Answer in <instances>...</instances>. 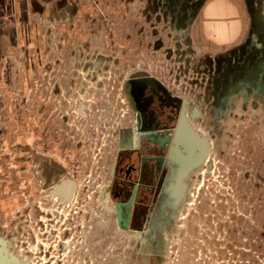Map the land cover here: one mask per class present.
Instances as JSON below:
<instances>
[{
	"label": "flooded vegetation",
	"instance_id": "af4514ba",
	"mask_svg": "<svg viewBox=\"0 0 264 264\" xmlns=\"http://www.w3.org/2000/svg\"><path fill=\"white\" fill-rule=\"evenodd\" d=\"M204 1L177 0L175 5L179 7L180 12H184L185 19L188 21ZM168 3L166 6L169 5ZM155 6L156 3H153L152 9H155ZM167 13L171 16L167 17ZM251 13L252 23L249 34L251 38L245 39L238 46L222 54L208 56L201 70L203 77L198 88H195L191 80L184 75L187 64L179 70L186 81L181 84L177 82V74L171 84H165L150 74L145 66L135 68L124 76L120 83L122 98L120 97L119 101V116L122 122L117 124L112 132L115 136V147L109 155L106 177L96 190L94 207L85 215L78 216V212L73 211L75 218L71 216L70 225L60 231L50 223L55 215L49 213L52 215L51 218H45L48 215L45 211L44 215H38L42 228L20 224L26 220L22 214L18 215V212L23 211V209L20 211V208L26 206V199L34 198V190L30 192L28 188L29 180L35 175L39 176V186L44 192L43 198L66 206L77 196L79 184L82 181L78 174L82 156L87 158L91 150L78 145L74 156L80 160L67 162L66 150L61 147L63 141L60 139L63 124L57 125L58 136H60L57 143L51 140L49 134H44L45 138L39 139L42 130L39 128L43 127L42 119L47 120L45 127L47 125L48 129L54 131L53 126L56 125L54 119L57 113L55 104L60 102L59 104L64 105L65 100L60 97L55 102L54 99L49 100L46 97V101L39 99L41 102L37 103V98L34 99L31 105L33 115H29L30 127L26 133L28 143L23 144L26 148L19 147L18 144L5 146L3 137L1 143L4 148H0V155L14 158L12 167L8 165L3 168L18 174L17 170H20L19 175H11L12 183L10 184L21 183L23 187L25 186L22 189L23 192L27 194L25 198L21 195L20 199V195L15 193L17 200H15L16 197L5 200L4 190L1 188L0 191V240L7 251L18 259L19 264H33L32 259L35 264H41V262L50 264L55 261H52L54 254L60 252L62 255L63 251L67 257H70L69 262L74 258L92 259L93 254L97 256L96 249L93 247L97 244L98 222L106 225L111 244L122 249L130 261L135 263L143 261L144 264L161 261L169 242V235L174 237L177 234L180 215L186 203L192 200V191L198 174L203 168L211 169L210 154L214 146L213 136L225 135L224 143L225 146L227 145L232 132L222 128V125L226 123L229 116H235L231 111L236 102L242 107L247 105L246 103H250L253 108L264 105V0H260L258 8L253 7ZM172 14L174 10L172 11L171 8L163 10V14L155 16V20L163 23V30H167V37L173 43L177 32L174 34L172 29L179 26L175 25ZM138 24L139 22L133 23L134 26ZM184 25L181 28H184ZM144 27L146 26L142 23L139 24L138 33H143ZM150 32L154 35L158 32L154 23L151 24ZM174 44L166 47L165 52L168 56L175 50L173 47L176 43ZM153 45L161 48V39H155ZM96 57L101 61L109 60L110 56L98 54ZM180 87L189 94H194L193 97L183 96L179 92ZM88 106L83 102L78 107L77 114L81 120L89 119ZM103 106L102 110L110 115L108 110L110 111L111 106L107 104ZM5 109L7 111V106ZM252 117L254 120L258 119L256 115ZM203 124L205 129L201 127ZM19 131L23 135V132L18 130V137ZM56 144L57 146H54ZM221 151L224 167L229 158L224 156L225 150ZM262 152L263 150L252 152L250 156L254 160L249 157L252 160L250 161L251 169L244 170L240 177L237 175L238 179L234 182V189L242 192L241 177L251 180L255 192L250 198L254 200L264 198ZM244 154L249 155V153ZM241 157L244 159L245 156ZM237 165L235 171L238 170ZM241 166L242 164L238 166L240 173ZM223 177L224 181L227 180L226 174ZM69 182L72 186L68 184ZM11 185L8 189L14 188ZM98 207H101L100 210ZM40 212L43 211L40 210ZM249 212V209L244 208L241 202L237 203L236 210H232L228 218L229 222L234 221L236 224L230 228L226 225L227 220L223 224V228L229 229V238H232V235L236 238L242 235L243 228L237 223L249 224L245 217ZM27 215L29 216L28 213ZM18 216L25 220H19ZM82 219L87 223L91 222V225H82L80 223ZM36 227L38 233L41 232L40 229L43 230L42 235L45 233L44 238L50 240L49 243L37 241ZM22 233L30 234L35 246L38 243L42 245L43 249L37 252V256H21V253L15 254L10 251L13 236ZM56 238L57 241L54 243ZM226 243L232 245V242ZM255 243L258 248L257 242ZM234 247L237 246L234 245ZM55 248L58 250L56 251ZM88 248L92 250L89 254ZM242 249L239 246V255L243 254ZM33 253L36 254V252Z\"/></svg>",
	"mask_w": 264,
	"mask_h": 264
},
{
	"label": "rangeland",
	"instance_id": "374dc122",
	"mask_svg": "<svg viewBox=\"0 0 264 264\" xmlns=\"http://www.w3.org/2000/svg\"><path fill=\"white\" fill-rule=\"evenodd\" d=\"M138 25L134 26L132 23L130 25L128 23L111 24L110 26L113 27L114 34H111V37L108 39L106 38V40L102 38V36L100 37V42L97 45L98 52H101L100 49H102V54L111 55L113 53L111 52V49L114 48L115 52L113 56L118 60V64L112 66L109 61L104 60L99 68H95L96 70L94 71H96V73L92 79L90 78V73L87 74L85 71L81 73L80 68L77 73L70 72L66 74L68 80L71 78L75 84L72 82L67 86L63 90L61 96L65 97L66 102L73 105L74 108H76L81 102L89 105V119L81 120L80 117L72 114V118L67 122L75 127V129L72 127V131L75 132V135L70 131L69 127H65L63 129L70 137L65 136V139H61L60 136H58L57 129L59 127L57 126V121H54L56 125L53 126L54 131H51L50 128L48 129L47 125L45 127V122L47 120L43 118L41 121L43 127L39 128L42 129L39 139L45 138V136H43L44 134H49L51 140L57 143V140L60 138L61 141H63L61 147L66 150V154L70 151H75V148L78 145H81L86 150H91V153L87 158L82 156L83 158L79 169L80 173H78L79 177L82 178V181L81 184H79L76 198L66 206H61L49 199L45 200L43 198L44 192L39 186V176L35 175L34 178L29 180L28 188L30 192L34 190V198L26 199V206L24 205V208H20V211L22 209L23 211L22 213L18 212V215L22 214V216H25L26 218L25 220L18 216V218L20 217L19 220H25L20 222V224H24L25 226H39L42 228V225L38 220V215H44L45 211L48 213L45 218H51L52 215H55L50 223L54 228L60 231L65 226L70 225L69 219L71 216L75 218L76 215L73 214V211L78 212V216L80 214L85 215L87 211L89 212L91 208L94 207L96 190H98L102 180L106 177L109 155L111 154L112 148L115 147V136L112 133L113 129H115L117 124L122 122L119 116V101L122 98V94H120V83H122L124 76L135 68L145 66L148 68L150 67L153 72L155 71L156 77L165 84H171L176 77L175 73L172 72V64L169 62L168 58H165V63L160 65V60L158 61V64L156 62L158 56L143 55V53H147V50L145 51V47L141 43L142 41L144 43H150L151 36L148 33L147 36L143 33H138ZM166 32L167 30H164L161 34L163 35L165 46L171 47V44L173 43L171 39L166 36ZM100 34L101 32L99 33V36ZM128 37H130L129 41L127 40ZM153 39L154 38L151 39V42ZM136 48L139 50L135 51ZM129 49L130 51L128 52ZM123 50L125 51L123 52ZM117 51H119V54H117ZM138 52L142 53L143 56L141 58L139 56H137V58L134 57V54L137 55ZM89 58L90 54H88L86 58L85 56L82 57V55L79 57L76 56V59H79L81 62H84V59ZM152 61H154V63L156 62L159 66L154 67L151 64L153 63ZM167 62L169 64H167ZM15 73L17 72H14V68L12 67L10 75L12 82L15 79L14 86L17 84L19 85L20 83V75L13 77ZM84 74H87L85 78L91 83L87 85L85 84L84 87L86 88L82 85L83 88L80 89L81 77ZM181 78H183V75ZM39 79L42 80V82L39 84L37 83L36 88H30L27 93H24L26 99H28L27 102H29V108L26 107L27 113L32 112L31 105L34 103L35 98H37V103L41 102L39 99H45L46 101V97L49 98V100L54 99L55 102L60 99L59 95L54 96L51 94V96H47L45 93L48 89L44 88V86H48L47 84L50 83V74L42 76V78ZM97 79L101 81L98 85L95 84ZM182 82L186 83L183 79L178 84H181ZM179 92L182 93L183 96H188L189 94L181 87ZM2 95L4 96V94L1 93L0 96ZM0 100H2V97H0ZM55 102L53 103L55 104ZM66 102L64 107L67 109L68 104ZM58 104H55L56 109ZM106 104L111 106L110 111L108 110L110 115H107V112L102 110L104 107L103 105ZM246 104L247 105L242 107L236 102V105L231 111L235 116H229L226 123L222 125V128L228 129L229 132H232L226 146L224 143L225 135L220 136L217 134L213 136L214 146L213 149H211L210 154V162H212L211 169L203 168L198 174V179L196 180L195 187L192 191V200L190 203H186L183 212L180 215V221L178 222L179 230L177 234L174 237L169 235V242L164 250L163 258L160 262L152 264H264V231L262 230L264 229V198L261 200L250 198L253 196L255 190L253 189L252 181L247 180L248 178L241 177L243 180L242 192L234 189V182L238 179L237 175L240 177L244 170L251 169L250 161L254 160V158L250 156L252 152L254 150L255 152L263 150L262 153L264 155V105L261 104L258 108H253L250 103ZM5 105L7 106L6 102ZM4 108V106H1L0 108V148L3 147V144L1 143L2 137L5 138V142H3L5 146L18 144L19 147L26 148L23 144H27L28 142L26 140L27 132L23 131V134H25L22 135L19 131L20 136H17V130L11 128L12 126L10 127V121L7 118L6 109ZM31 114L33 115V113ZM254 115L258 118L257 120L253 119L252 116ZM23 122V124H25L26 120ZM24 126L26 127V125ZM29 126L30 125L28 124L27 127ZM201 127L202 129H205L204 124ZM21 128L22 127L19 126L18 130L23 129ZM223 133H225V131ZM61 134L63 135L62 131ZM6 141L8 144H6ZM75 143L77 145L73 147V144ZM54 146H57V144ZM255 146L256 148H254ZM221 150H225L224 156L229 158L228 163H226L224 167L222 165L224 163V158L221 156ZM244 153H249V155H245ZM70 154L71 156H74L72 155L73 153ZM241 156H245L244 159H242ZM249 157H251L252 160H250ZM9 158L12 157H4L6 160ZM69 159L70 157H68V161ZM77 159L80 160V158ZM236 164H238V173L235 171ZM241 164L240 173V167L238 168V166ZM17 171L20 174V170ZM3 172L6 174L2 186V190H4L3 198H5V200H7L6 198H14L16 197V194L20 195V199L21 195H24L25 198L27 194L22 190L25 186L23 187L21 183H14V185H11L6 182L9 175L8 172L14 176L19 174L7 168H4ZM225 174L227 180L224 181L225 178L223 175L225 176ZM9 185L14 188L8 189L10 188ZM11 193H13V195H11ZM15 200H17V197ZM240 202L244 208H247L250 211L245 215L249 224L238 222L237 224L243 228L242 235L238 236L237 234V238L232 235V238H229V229L223 228V224L225 220L228 221L226 225L229 226V228L236 224L234 221L229 222L228 218L231 211L236 210L237 203L240 204ZM100 208L101 207H98V210H100ZM239 209L241 210V207ZM40 210L43 212H40ZM83 219L82 222L80 221L82 225H91V222L87 223ZM246 227L247 229H245ZM40 231L41 232L38 233L37 227L35 228V232L38 236L37 241L45 243L47 241V243H49L50 240L44 238L46 236L45 233L42 235L43 230L40 229ZM97 233V244L93 247L96 249L97 256H94L93 254L92 259L74 258L73 261L69 262L70 257H67V254H64L63 251L64 257L60 252L55 253V256L52 258V261H55L50 264H144L143 261L138 263L130 261L122 249L114 247L111 244L106 225L98 222ZM56 241L57 238L54 243H56ZM227 241L232 242V245L227 244ZM255 242L258 244V248L255 246ZM234 245L237 247L235 248ZM239 246L243 248L242 255H239ZM41 249H43L42 245L38 243V245L35 246L34 241L30 238V234L28 235L26 233H22L21 235L15 234V236H13L12 246L10 247V251L15 254L21 253V256L28 257L30 255L37 256V252L41 251ZM55 250L57 251L58 249L55 248ZM91 251V248L87 249L88 254ZM33 252H36V254ZM32 260L33 264H35L34 259ZM41 264L48 263L41 262Z\"/></svg>",
	"mask_w": 264,
	"mask_h": 264
},
{
	"label": "crops",
	"instance_id": "0c3cea01",
	"mask_svg": "<svg viewBox=\"0 0 264 264\" xmlns=\"http://www.w3.org/2000/svg\"><path fill=\"white\" fill-rule=\"evenodd\" d=\"M174 1L177 0H0V94H4L0 97L7 103L6 114H8L10 127L12 126L11 128L18 131L20 126L23 128H21L22 132H28L30 127L27 126L29 115L32 112L31 110V113L26 112L29 102H27L28 99L24 93H27L31 87V78L36 76L38 67H41L44 62L42 59L46 50L44 36L57 34L60 36L61 44L68 45V48L78 53L79 56L82 55L86 58L90 54V58L85 59V68L95 70L104 61L94 57L102 54L103 51L100 49L101 52H98L97 48L100 37L102 36L106 40L111 37V34H114L113 27L110 25L142 23L146 26L143 29V34L147 36L148 33L151 39L154 38L152 42L150 39V43L142 41L141 44L145 47V51L147 50V53L142 51L143 55L158 56L156 62L158 64L160 60V65L165 63V58H168L172 64V72L177 74L178 83L184 79L181 78L182 74L179 73V70L187 64V71L184 75L191 80L190 82L195 88H198L203 77L201 70H203L208 56L222 54V52L238 46L245 39L251 38L249 35L252 23L251 10L253 7L258 8L260 2V0H205L200 8L190 16L192 18L186 21V15L184 12H180L177 5H174ZM153 3H156L155 9H152ZM166 3L169 5L166 6ZM170 8L172 11L174 10V14H172L174 23L179 27L172 29L174 34L177 32L176 37L173 38V44L176 43V46L173 47L175 50L171 52L172 54L168 56L165 52L168 46H165L161 34L164 32V26L162 22L155 20V16L163 14V10ZM166 16L170 17L171 15L167 13ZM153 23L158 31L155 35L150 32ZM42 25L46 26V32ZM54 25H57L58 28H54ZM183 25L185 27L181 28ZM157 38L162 41L161 48L153 45V41ZM63 50H65L64 46L59 52L62 53ZM138 50L136 48L135 51ZM111 52L113 53L108 56L114 58V48L111 49ZM142 53L138 52L137 55L134 54V57L141 58ZM103 55L107 56V54ZM110 57H107L109 60L106 59L110 65L118 64L116 58L113 61ZM74 59L76 60V57ZM50 61H53V57ZM152 62L154 67L159 66L156 62ZM14 63L20 69V83L23 90L12 88L15 79L12 82L10 74L12 67L15 66ZM167 64L169 63L167 62ZM145 69L157 78L155 71L153 72L150 67H145ZM196 81L198 83H195ZM193 95L188 94L191 97ZM24 120H26L25 124H23ZM6 143L8 144L7 141ZM74 152L70 151L66 154L67 162L77 159L70 154L75 155ZM68 157H70L69 161ZM12 161L13 158L6 160L0 155V191L6 175L3 172V167L8 165L12 167ZM8 174L6 182L10 184L13 174L9 172Z\"/></svg>",
	"mask_w": 264,
	"mask_h": 264
},
{
	"label": "built area",
	"instance_id": "2783aa9c",
	"mask_svg": "<svg viewBox=\"0 0 264 264\" xmlns=\"http://www.w3.org/2000/svg\"><path fill=\"white\" fill-rule=\"evenodd\" d=\"M44 28V31L46 29L45 25H42ZM54 28H58L57 25L53 26ZM45 31V32H46ZM46 34V33H45ZM45 39V51L43 53L42 59L44 60V62L42 63L41 67H38V70L36 71L35 75L31 78V87L33 89L37 87V83H41L42 80H40L39 78H42V76L48 75L50 74L51 76V81H49L50 83L47 84L48 86H44V88H47L48 90H46V94L47 96H51L52 95H59L61 97V99L63 98L66 102L65 97H62V93L63 90L69 86L72 82L73 84H75V82L70 78L68 80L66 74L67 73H77L79 72V68H80V72H84L85 73H90V78H94L96 71L94 70H88V68H85V62L86 60L84 59V62L79 61V59H74V57H79L78 54H76L75 51H73L71 48H68V45H65L64 43L61 44V40H60V36L55 34V35H46L44 36ZM64 46V49L62 53H60V49H62V47ZM31 52V51H29ZM74 52H75V56H74ZM21 57V56H20ZM53 57V61H50L51 58ZM96 57V56H94ZM4 62L5 59H3ZM14 72L15 75H13V77L20 75V79H21V74H20V69L19 67H17V65L14 63ZM47 66V68H46ZM113 68V67H111ZM96 70V69H95ZM94 73V75H93ZM41 74V75H40ZM87 74L83 75L81 77V81H80V89H82L85 84H89L91 83L90 81H87V78H85L87 76ZM92 74V75H91ZM73 75V74H71ZM89 79V80H91ZM99 83H101L100 80H96L95 84L98 85ZM83 85V87H82ZM94 85V84H93ZM14 89H19V90H23L24 88L22 87L21 83H19V85L17 84L16 86H14L13 83V87ZM30 88L28 90H30ZM86 88V87H84ZM60 103V102H59ZM67 103V102H66ZM83 102H81L78 106H76V108L73 107V105H70L69 103L67 106V109L64 107L65 105H63L62 103L58 104L57 106V110L58 112L56 113V117L54 119V121H57V125L59 124H63V128L65 127H69L70 131L75 135V132L72 131V127H74L72 124H68L67 121H69L72 117V114H74L75 116L79 117L77 114V110L78 107L82 104ZM65 104V103H64ZM1 106H4L6 108L5 105V100L2 98V100H0V108ZM4 108V109H5ZM2 110V109H1ZM60 111V112H59ZM79 120V118H78ZM75 129V127H74ZM63 135L61 134V139H65V136H68V134H66V132L63 129ZM79 132V131H78ZM70 137V136H68ZM77 144H73V147H75Z\"/></svg>",
	"mask_w": 264,
	"mask_h": 264
},
{
	"label": "water",
	"instance_id": "95a60500",
	"mask_svg": "<svg viewBox=\"0 0 264 264\" xmlns=\"http://www.w3.org/2000/svg\"><path fill=\"white\" fill-rule=\"evenodd\" d=\"M175 5V1L173 2ZM72 186V184L69 182ZM0 264H19L18 259L9 253L5 247V245L0 240Z\"/></svg>",
	"mask_w": 264,
	"mask_h": 264
}]
</instances>
